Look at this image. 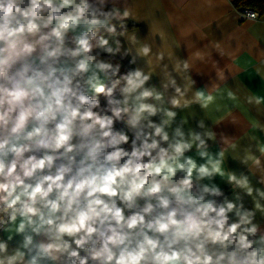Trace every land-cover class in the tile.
<instances>
[{"label":"clouds","instance_id":"1","mask_svg":"<svg viewBox=\"0 0 264 264\" xmlns=\"http://www.w3.org/2000/svg\"><path fill=\"white\" fill-rule=\"evenodd\" d=\"M130 19L127 0H0V264H264V188L249 174L264 185V123L239 142L220 133L217 151L207 118L177 123L199 105L219 125L264 96L242 104L230 69L193 92L189 61L129 34ZM117 56L154 58L160 87L145 68L121 74ZM229 152L248 174L225 171Z\"/></svg>","mask_w":264,"mask_h":264},{"label":"crops","instance_id":"2","mask_svg":"<svg viewBox=\"0 0 264 264\" xmlns=\"http://www.w3.org/2000/svg\"><path fill=\"white\" fill-rule=\"evenodd\" d=\"M233 0H213V7L208 8L204 0H127L128 6H131L137 19L131 20L136 26L128 29L129 34L137 32L142 42L151 43L154 51H163L167 57H179L189 61L192 67V79L195 80L196 90H204L203 87L211 86V81L216 79L215 71L232 72L231 75L226 71L228 77V87H231L240 98L241 103L249 95L264 96V76L257 74L258 66L255 53L264 50V14H259L256 22H248L241 18L238 9L233 6ZM163 37L162 40L158 36ZM146 38V39H145ZM217 45L219 47L217 48ZM258 45V49H257ZM125 46H127L125 44ZM200 52L205 56L201 61L196 53ZM223 53V57L220 53ZM128 63L131 57L124 58ZM150 60L149 66L139 58L136 64H130L132 69L136 67L145 68L151 71L153 77L151 85L160 87V82L164 79V74L154 58ZM216 60L219 67H213V61ZM250 62V63H249ZM164 63H169L166 58ZM261 72L264 73V65H259ZM179 82V80H178ZM227 103V101H225ZM194 116L189 118V123L185 125V131L188 128H197V122L201 118H207L205 123L217 133V142L212 144V151H217L220 146L219 134L224 133L227 136H235L237 142L243 139V134L253 135V129L250 124L254 120L264 123V107L259 109L252 105L243 104L242 108L233 110L228 114L223 123L214 125L220 118V114L212 110L205 113L199 105H193L192 108L179 112L177 123L182 116ZM158 122V117L153 118ZM234 122V123H233ZM175 127V125H174ZM132 135V133H130ZM261 147H264V137H258ZM225 164L227 169L234 170L237 173L244 172L248 174L247 168L235 161L238 155L236 152H229ZM250 176L252 182L257 187L264 188V185L257 183V170L249 164ZM227 177H217L216 183L221 188H226V195L233 197L232 189L224 183ZM240 192L243 197V203L247 208H253L254 204L250 197ZM262 227L264 220L257 216ZM2 235V234H0ZM17 237L11 244L14 247L19 241Z\"/></svg>","mask_w":264,"mask_h":264},{"label":"trees","instance_id":"3","mask_svg":"<svg viewBox=\"0 0 264 264\" xmlns=\"http://www.w3.org/2000/svg\"><path fill=\"white\" fill-rule=\"evenodd\" d=\"M232 3H233V6L235 8H238L239 6L247 5V6H251L254 9H256V11L259 14H264V0H233ZM135 26H136V23H134L130 20L128 21V29H131ZM105 55H107V54H105ZM116 60H117V62L121 63V74H124L129 70H132V67L129 65V63L124 58L121 59L119 56H117ZM101 102L104 103L103 97H101ZM116 127L121 128L123 126L120 124H117ZM129 135H130V137L132 136L130 133H129ZM222 189L226 194V192H227L226 188H222Z\"/></svg>","mask_w":264,"mask_h":264},{"label":"built area","instance_id":"4","mask_svg":"<svg viewBox=\"0 0 264 264\" xmlns=\"http://www.w3.org/2000/svg\"><path fill=\"white\" fill-rule=\"evenodd\" d=\"M237 9H238L240 17L243 18V19H245L244 14H246L247 12H251V11L257 12L256 9H254L251 6H247V5L239 6Z\"/></svg>","mask_w":264,"mask_h":264}]
</instances>
